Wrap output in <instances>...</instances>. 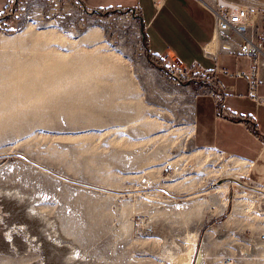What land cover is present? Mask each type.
Masks as SVG:
<instances>
[{
  "label": "rangeland",
  "instance_id": "rangeland-1",
  "mask_svg": "<svg viewBox=\"0 0 264 264\" xmlns=\"http://www.w3.org/2000/svg\"><path fill=\"white\" fill-rule=\"evenodd\" d=\"M144 36L135 13L90 15L75 0H17L0 16V156L36 164L0 157V191L33 193L54 233L21 232L4 249L25 206L0 198V264H45L50 246L71 264H170L192 235L194 264L223 252L263 264L242 259L237 234L264 233V195L226 179L261 188L264 175L191 146L195 100L210 90L173 80Z\"/></svg>",
  "mask_w": 264,
  "mask_h": 264
},
{
  "label": "crops",
  "instance_id": "crops-1",
  "mask_svg": "<svg viewBox=\"0 0 264 264\" xmlns=\"http://www.w3.org/2000/svg\"><path fill=\"white\" fill-rule=\"evenodd\" d=\"M79 1L89 11L139 10L145 50L151 58L169 56L185 66L197 61L206 72H198L193 84L201 82L210 92L195 100L189 143L195 150L215 151L240 161L252 176L264 175V106L247 97V81L235 76L248 69V62L240 56H220L215 61L204 54L213 33V17L206 6L212 0H164L159 10L151 0ZM12 2L0 0V16ZM246 2L263 4L264 0ZM259 31L264 38V22ZM261 78L264 82V70ZM210 93L221 94V111ZM259 94L264 97V83ZM257 184L264 189L263 181Z\"/></svg>",
  "mask_w": 264,
  "mask_h": 264
},
{
  "label": "built area",
  "instance_id": "built-area-1",
  "mask_svg": "<svg viewBox=\"0 0 264 264\" xmlns=\"http://www.w3.org/2000/svg\"><path fill=\"white\" fill-rule=\"evenodd\" d=\"M151 3L156 10H159L164 0H151ZM206 6L212 14L214 26L211 42L204 48V54L215 61L220 56L244 57L249 67L246 71L236 72L235 76L247 81V97L257 105L264 106V97L259 94L260 86L264 83L261 78V71L264 70V38L259 31L264 22V3L249 4L246 0H212ZM135 14L141 15L137 9ZM154 59L164 63L166 72L176 82L188 84L197 79L198 72H206L197 61L185 66L178 59L169 56ZM212 95L218 103V108H222V98L217 93ZM164 171L171 172L173 168L166 166ZM237 237L241 242L237 252L242 259L250 261L253 258L249 259V257L256 256V260L264 264V233L243 232L237 234ZM221 260L222 264H239L238 259L224 252Z\"/></svg>",
  "mask_w": 264,
  "mask_h": 264
},
{
  "label": "bare ground",
  "instance_id": "bare-ground-1",
  "mask_svg": "<svg viewBox=\"0 0 264 264\" xmlns=\"http://www.w3.org/2000/svg\"><path fill=\"white\" fill-rule=\"evenodd\" d=\"M167 166H171V168L174 167L171 164H169ZM173 170H174V168H173ZM233 179H235V178H233ZM213 186H211L212 190H213ZM258 194H260V193H258ZM261 195H264V194H261ZM0 198H3V199L9 198V199H12L13 202H15V200H16L18 203V206H17L18 209H21L22 206H25L23 211H22V214H24L26 222L20 223L18 226H16L12 230L9 229V228H11L9 226L7 227V229H5L4 232H6L7 237H5L6 239L4 237H3V239H1L2 247H4V249L5 248H13L14 250L16 248L18 249V246L20 245V241H19L18 236L21 232L23 234L25 233L30 238L31 237L33 238V237H35V234H38L41 231L45 230V232H43V233L46 235V239H45L46 241H50L48 239L54 238V237H52V234H54L53 230L51 228L52 225L48 223V220L46 218L47 214L41 208L34 207L33 204L29 203V202L32 203L33 201L34 202L36 201V196H34L33 193L23 192L19 189H16L14 191L11 190L8 193H4V192L0 191ZM28 203H29V205H28ZM2 205H6V204L4 203ZM4 210H8V209L4 208ZM8 212H9V210H8ZM10 213H12V212H10ZM1 218H3V217H1ZM2 220H4V219H2ZM2 220L0 219V222H2ZM4 225L6 226L7 224L4 223ZM5 226H3V227L5 228ZM48 227L51 229H48ZM53 228H55V227H53ZM13 233L14 234L16 233L17 237L15 235H13ZM0 234L2 236V232ZM187 240L190 243V249L185 251V252H179V253L171 256L169 259L171 262L170 264H194V262L196 261V256L198 255L197 250H196L197 235L189 236L187 238ZM38 247L39 246H37L36 248H38ZM19 249H21V248H19ZM49 249H50V252H48L46 255L45 264H69V263L71 264L70 261H72V260L74 261V258L76 259L73 252H70V253L64 255V254H62V251L59 250V248H53V246H50ZM75 254H76V252H75ZM202 257H203V252L200 254L199 263L202 260Z\"/></svg>",
  "mask_w": 264,
  "mask_h": 264
},
{
  "label": "water",
  "instance_id": "water-1",
  "mask_svg": "<svg viewBox=\"0 0 264 264\" xmlns=\"http://www.w3.org/2000/svg\"><path fill=\"white\" fill-rule=\"evenodd\" d=\"M16 1H17V0H13L12 3H16ZM75 1L77 2V4L80 6V8H81L83 11H85L86 13H88V14H90V15H94V14H96V13H100V12H101V11H89V10H87L86 8H84V7L82 6V4L80 3L79 0H75ZM12 3H11V4H12ZM109 11H112V10H109ZM114 11H123V10H114ZM127 11H131V12L135 13V10H127ZM136 15H137V14H136ZM138 16H139V15H138ZM139 18H140V20H141V17H140V16H139ZM218 96L221 97V94L218 93ZM221 98H222V97H221ZM218 109H219V111H221V108H220V107H219ZM5 156H8V157H18V158H21V159H23V160L29 162V163H32V164L36 165L34 162H32L31 160H29L27 157H25V156L22 155V154H8V155H1L0 157H5ZM59 177H60L61 179H63V180L70 181V180H67V179H65V178H62L61 176H59ZM226 180H227L228 182H230V183H234V184L238 185L239 187H242V188H244V189H246V190L253 191V192H255V193L264 194V190H262V189H260V188H258V187H255V186H252V185L246 184V183H244V182H241V181L236 180V179H233V178H229V179H226ZM75 183H76V182H75ZM93 188L96 189V190H100V191L111 192L110 190L101 189V188H98V187H93ZM159 190H161L162 192H164L166 195H169V196L173 197L174 199H180V198H184V197H185V196H175V195H172V194H170L168 191H166V190H164V189H161V188H159ZM117 193H123V192H117Z\"/></svg>",
  "mask_w": 264,
  "mask_h": 264
},
{
  "label": "trees",
  "instance_id": "trees-1",
  "mask_svg": "<svg viewBox=\"0 0 264 264\" xmlns=\"http://www.w3.org/2000/svg\"><path fill=\"white\" fill-rule=\"evenodd\" d=\"M199 83H201V82H199ZM202 84V83H201Z\"/></svg>",
  "mask_w": 264,
  "mask_h": 264
}]
</instances>
